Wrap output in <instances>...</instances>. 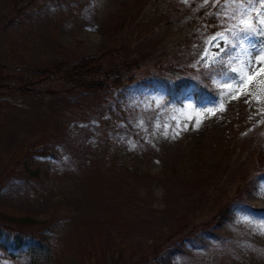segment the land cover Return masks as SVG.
<instances>
[{"label": "rangeland", "instance_id": "rangeland-1", "mask_svg": "<svg viewBox=\"0 0 264 264\" xmlns=\"http://www.w3.org/2000/svg\"><path fill=\"white\" fill-rule=\"evenodd\" d=\"M18 1L0 0L9 74L0 90V221L32 220L49 250L0 264H96L102 248L119 253L115 264H132L208 221L212 233L200 230L197 246L181 239L171 264H264V234L235 217L238 207H264L255 195L264 182V71L233 97H220L232 85L210 81L219 98L202 104L166 102L155 77L161 63L209 72L196 62L222 30L214 14L224 0H41L17 14ZM104 53L134 79L101 101L67 91L61 78H37L52 94L22 89L35 66Z\"/></svg>", "mask_w": 264, "mask_h": 264}, {"label": "trees", "instance_id": "trees-1", "mask_svg": "<svg viewBox=\"0 0 264 264\" xmlns=\"http://www.w3.org/2000/svg\"><path fill=\"white\" fill-rule=\"evenodd\" d=\"M19 0L13 3L16 13L19 14L26 6L40 4L41 0H28L25 5L18 8ZM106 53L98 56H87L77 60L63 59L44 65L35 66L32 69L33 79L30 86L24 85L22 88L25 92L30 93L35 91L38 86L36 82L42 78H61L70 83L67 91H85L99 101L105 99L107 95L113 94L117 87L125 84L126 80H133L134 76H124L122 69L117 63L112 62L116 55L104 59ZM110 57V58H109ZM201 70H195L185 66H175L172 63H161L157 73L155 74L156 81L165 91V101L174 104H181L184 99L192 95L197 104H202L210 100H217L219 93L215 89L210 88L209 80L201 73ZM9 74L7 66L0 63V90L8 87ZM11 88L10 91H12ZM19 89V87H18ZM36 91L43 94H52L50 88H38ZM3 95V94H0ZM93 107V106H92ZM92 107L88 108L91 109ZM31 154H48V150L30 149ZM248 169V167H247ZM259 168L255 170L258 173ZM248 172V171H247ZM254 172V173H255ZM252 173V175L254 174ZM38 176V172L30 171V175ZM249 172L247 173V175ZM12 175H17L13 174ZM251 175V177H253ZM4 179L0 181L2 183ZM236 196L229 200L233 201ZM242 198V196H240ZM226 210V209H225ZM224 210V211H225ZM251 210L257 214H264V207H252ZM39 223L38 225H40ZM211 222H206L199 227H194L188 230L182 229L180 232L173 234L169 239L162 242L159 246L153 248L154 253L146 258L134 259L132 264H170L173 256L178 252L183 251L181 239H186L193 246L201 243L198 232L206 230L210 232ZM31 226V227H26ZM48 227V226H46ZM46 229V228H44ZM48 229V228H47ZM42 226L33 227V221L26 219L22 223L2 222L0 221V258H20L24 254H37L49 250V246L42 235H40ZM123 253V252H122ZM114 251L102 248L97 255L96 264H115L111 261L110 256L115 257ZM101 261V263H100ZM95 264V263H94Z\"/></svg>", "mask_w": 264, "mask_h": 264}, {"label": "snow or ice", "instance_id": "snow-or-ice-1", "mask_svg": "<svg viewBox=\"0 0 264 264\" xmlns=\"http://www.w3.org/2000/svg\"><path fill=\"white\" fill-rule=\"evenodd\" d=\"M214 15L220 18L222 30L206 40L208 47L196 63L203 61L202 67L209 69L203 74L207 80L232 85L227 93H220L221 98L233 97L246 78H251L258 68L264 71V0H224ZM213 44L218 49L216 53L209 51ZM255 195L264 198V182L258 183ZM235 217L236 223L264 234V214L238 207Z\"/></svg>", "mask_w": 264, "mask_h": 264}]
</instances>
